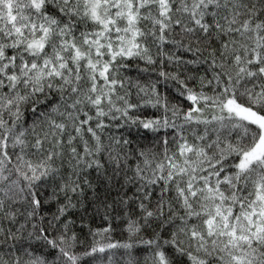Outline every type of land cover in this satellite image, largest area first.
<instances>
[{
	"label": "snow or ice",
	"instance_id": "1",
	"mask_svg": "<svg viewBox=\"0 0 264 264\" xmlns=\"http://www.w3.org/2000/svg\"><path fill=\"white\" fill-rule=\"evenodd\" d=\"M0 264H264V0H0Z\"/></svg>",
	"mask_w": 264,
	"mask_h": 264
}]
</instances>
